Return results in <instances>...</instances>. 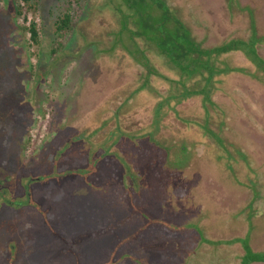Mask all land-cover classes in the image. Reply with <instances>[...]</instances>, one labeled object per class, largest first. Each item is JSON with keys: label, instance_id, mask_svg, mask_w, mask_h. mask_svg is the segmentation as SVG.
<instances>
[{"label": "trees", "instance_id": "trees-1", "mask_svg": "<svg viewBox=\"0 0 264 264\" xmlns=\"http://www.w3.org/2000/svg\"><path fill=\"white\" fill-rule=\"evenodd\" d=\"M4 1L0 50L24 15L27 53L41 60V30L27 14L37 0ZM69 2L51 10L53 61L25 67L32 87L15 81L14 60L0 71V219L13 207L30 222L32 211L29 224L45 225L40 240L57 250L51 264H264V34L249 4L227 0L231 28L213 45L203 0ZM71 34L89 50L99 100L26 156L41 85ZM242 78L263 101L249 127L237 115ZM57 204L71 210L65 221Z\"/></svg>", "mask_w": 264, "mask_h": 264}, {"label": "rangeland", "instance_id": "rangeland-1", "mask_svg": "<svg viewBox=\"0 0 264 264\" xmlns=\"http://www.w3.org/2000/svg\"><path fill=\"white\" fill-rule=\"evenodd\" d=\"M69 1L70 0H37V8L32 7L28 10V16L30 15L32 19L36 20L41 30V60H39L37 56L28 55L29 33H25L23 28L25 20L24 15L18 17L15 24L10 28L9 33L14 36L13 42L9 40V44L13 43L14 45L10 46L12 58L10 47L9 50L7 48L0 50V71L3 70L2 67L7 66L8 62L14 60L17 63L15 81H18V79H24V82L30 81L29 87H32L34 78L32 75L28 77L25 67L32 65L35 70L37 68L44 70L47 65H50V61L52 60L50 58V50L56 39L54 25L56 15L52 14L51 10H54V13H58L61 10L68 9L71 6ZM203 1L210 12L209 14L207 13V16L205 15L204 19H207L208 22L210 19V25H214V30H212L209 37L210 42L214 45L226 37L231 28L228 22L230 16L226 8L227 0ZM241 2L243 5L249 4L254 18L255 16L257 17L256 21L260 25V32L264 34V0H241ZM253 5H257V8ZM4 7L5 1L1 0L0 14H8L10 17L9 8ZM76 8L78 9L77 4H75V9ZM78 39H80V37H78L77 34L70 35L65 43V48H69L64 57L65 59L59 61L58 67L54 72L48 75L46 78V80L48 79V84L44 86L41 85V91L38 94L39 106L36 108V110H39L36 112V117H34L32 125L27 128L24 142L21 145V148L25 149L24 153L26 156H31L33 153L37 154V149H40L45 144L48 145L54 142L53 139L58 133L57 128L74 129V127L76 128L79 126L80 123L77 124L76 121L78 119L85 121L87 113L99 100L96 95H93V90H95L93 83H95L98 78V75H96L97 69L93 65L92 60L91 63L86 64L89 50H77ZM0 45H3L2 42H0ZM259 50L264 57V42L259 45ZM78 53L80 54L78 55ZM82 66L84 69L86 67L84 71ZM1 73L3 74L5 72ZM22 75L25 76V78H21L20 76ZM236 82L240 86L242 92L245 93L244 96L241 94L236 98V101H240L244 108L237 113V115L240 116L239 122L245 125L244 127H249V122L252 121L251 119L255 118L253 115L257 116L258 112L262 110L261 103L263 101L257 98L259 93L256 92V89H253V86H249L248 79H237ZM1 92L2 90L0 89V93ZM249 94L251 96H249ZM32 96L35 97L33 94ZM1 103L2 101L0 104ZM3 112H5V110L0 108V113L2 115L4 114ZM251 114L252 116H250ZM40 116L44 118L43 125L39 123L38 118ZM3 118H6V116H3ZM20 120H22V118L15 119V121ZM261 203L263 202H260V204ZM8 208L9 213L7 216L3 220L0 219V264H47L49 259L51 262L48 264H51L53 261H56L59 258L55 256L57 250L52 251L50 247L51 244L47 242V246H44L45 243L40 240L43 238L44 230L47 227L45 225H41L40 227V224H29L30 222L36 223L35 214L32 213V211H29L28 214L31 217L30 222L20 223V219H16V217L20 215L19 210L13 207ZM54 211L55 215L58 214V218H64L65 221L67 214L70 213L71 210L68 212L66 208L57 204L54 206ZM85 218H87V216H85ZM26 223H28V226L32 227L31 230H34L31 234L29 233L30 229H26V231L21 229L23 224ZM65 224L66 226L68 225L67 222ZM25 234L26 237L29 235L31 236V238L28 239L30 242L27 243V246L24 244ZM53 255L56 258L53 257Z\"/></svg>", "mask_w": 264, "mask_h": 264}, {"label": "built area", "instance_id": "built-area-1", "mask_svg": "<svg viewBox=\"0 0 264 264\" xmlns=\"http://www.w3.org/2000/svg\"><path fill=\"white\" fill-rule=\"evenodd\" d=\"M31 19H32V18H31V16L29 15V16H28V22H30ZM47 115H48V112H47ZM38 120H39V123H41V125H43V123H44V118H43L42 116H40V117L38 118ZM35 130H37V129H35Z\"/></svg>", "mask_w": 264, "mask_h": 264}]
</instances>
